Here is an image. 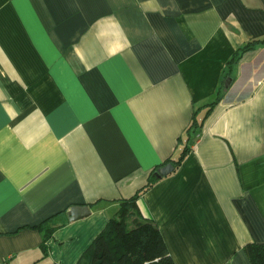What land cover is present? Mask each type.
<instances>
[{
    "label": "crops",
    "instance_id": "0c3cea01",
    "mask_svg": "<svg viewBox=\"0 0 264 264\" xmlns=\"http://www.w3.org/2000/svg\"><path fill=\"white\" fill-rule=\"evenodd\" d=\"M261 38L264 0H0V264L84 262L184 146L139 193L141 217L174 264H249L243 246L264 243V44L227 61ZM74 205L89 214L69 221Z\"/></svg>",
    "mask_w": 264,
    "mask_h": 264
},
{
    "label": "trees",
    "instance_id": "16d2710c",
    "mask_svg": "<svg viewBox=\"0 0 264 264\" xmlns=\"http://www.w3.org/2000/svg\"><path fill=\"white\" fill-rule=\"evenodd\" d=\"M259 44H264V38L247 42L233 53L227 61V66L238 63L243 54L253 50ZM224 87L219 88L214 101L208 104L209 109L223 98L224 92L222 89ZM196 124L194 120L189 130L193 128V131L196 130ZM188 150L189 148L184 146L176 159H168L156 166L150 172L146 185L133 196L122 200L119 215L109 219L105 227L84 251L86 256L84 264H174L159 229L149 219L141 217L136 201L142 190L147 189L159 180L153 176L158 167L166 163H172L176 168ZM133 214L143 220L132 217ZM47 221L33 227L43 232L40 244L43 252H46L45 243L53 230L49 223L46 225ZM243 251L249 260V264H264V243L248 242L243 246ZM49 264L59 263L52 262ZM77 264L82 263L78 262Z\"/></svg>",
    "mask_w": 264,
    "mask_h": 264
},
{
    "label": "water",
    "instance_id": "95a60500",
    "mask_svg": "<svg viewBox=\"0 0 264 264\" xmlns=\"http://www.w3.org/2000/svg\"><path fill=\"white\" fill-rule=\"evenodd\" d=\"M231 77H227L225 79L224 85L225 87H229L231 83ZM175 169L174 165L172 163H166L156 169V171L153 173V176L156 177L157 179H161L164 176H167L173 170ZM90 212V209L87 205H74L71 206L67 212V218L69 221H73L75 219H78L80 217L88 215Z\"/></svg>",
    "mask_w": 264,
    "mask_h": 264
},
{
    "label": "rangeland",
    "instance_id": "374dc122",
    "mask_svg": "<svg viewBox=\"0 0 264 264\" xmlns=\"http://www.w3.org/2000/svg\"><path fill=\"white\" fill-rule=\"evenodd\" d=\"M130 217H131V216H130ZM132 217L137 218L138 220H143V219H140V218L136 217L135 214H133ZM131 219H133V218H131ZM131 219H130V220H131ZM82 264H84V262H82Z\"/></svg>",
    "mask_w": 264,
    "mask_h": 264
},
{
    "label": "built area",
    "instance_id": "2783aa9c",
    "mask_svg": "<svg viewBox=\"0 0 264 264\" xmlns=\"http://www.w3.org/2000/svg\"><path fill=\"white\" fill-rule=\"evenodd\" d=\"M196 138H197V136H196Z\"/></svg>",
    "mask_w": 264,
    "mask_h": 264
}]
</instances>
